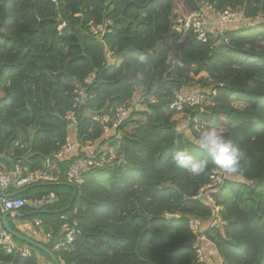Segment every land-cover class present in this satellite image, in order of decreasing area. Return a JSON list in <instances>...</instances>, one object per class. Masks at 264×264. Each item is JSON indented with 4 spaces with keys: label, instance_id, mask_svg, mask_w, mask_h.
<instances>
[{
    "label": "trees",
    "instance_id": "16d2710c",
    "mask_svg": "<svg viewBox=\"0 0 264 264\" xmlns=\"http://www.w3.org/2000/svg\"><path fill=\"white\" fill-rule=\"evenodd\" d=\"M206 4L238 11L248 23L226 24L229 28L210 34L206 43L191 33L181 38L170 32L178 19ZM261 17L264 0H0V156L14 165L21 161L30 172L55 166L61 180L20 189L13 181L8 195L28 199L54 193L52 204L23 209L38 215L44 233L54 238L61 216L77 221L81 235L66 248L54 251L50 243L41 244L60 264H208L194 248L201 236L221 264H264ZM104 20L111 25L99 42L88 30ZM107 51L121 59L119 65L107 60ZM141 55L151 69L138 79L134 61ZM90 76L91 84L84 85ZM194 84L211 89L204 104L185 106L181 113L170 110L174 93ZM82 89L84 98L74 110L75 92ZM127 102L132 105L120 127L102 137L92 115ZM73 111L77 127L71 134L66 116ZM178 114L186 116L193 141L177 130ZM210 122L245 151L242 173L226 176L209 162L206 172L193 178L172 163L177 144L208 159L195 142L198 129ZM68 139L96 142L95 149L107 146L115 158L87 172L83 184L68 185V166L82 157L55 159ZM0 163L10 171L4 160ZM214 170L224 178L211 196L218 220L193 199ZM193 220L203 224L196 233ZM12 239L31 255L0 250V264H52L43 251Z\"/></svg>",
    "mask_w": 264,
    "mask_h": 264
},
{
    "label": "built area",
    "instance_id": "2783aa9c",
    "mask_svg": "<svg viewBox=\"0 0 264 264\" xmlns=\"http://www.w3.org/2000/svg\"><path fill=\"white\" fill-rule=\"evenodd\" d=\"M208 15L213 16L220 27H223L226 24H235L237 21L236 11L231 8L216 11L211 5L206 4L203 10L189 13L184 18L178 19L171 26L170 32L172 34H179L181 38L191 33L196 37L197 41L206 43L208 41V36L212 34L211 20ZM110 25V20H104L99 24L90 25L88 33L97 41L101 42ZM106 58L115 65H119L121 61L120 58L115 57L110 51L106 52ZM92 80L93 77L90 76L84 81V85L89 86ZM83 91L84 89L75 92L77 97L73 106L74 110L84 98ZM211 94H215V91H212ZM205 97L199 93L191 94L190 92H177L174 93L173 101L171 102L169 108L170 110L181 113L185 106L195 107L203 105ZM150 101L153 102L154 100L150 98ZM131 105V102H127L111 113H105L101 116L92 115V120L98 123L102 128V137L108 136L111 132L120 127L124 119L127 117ZM66 121L68 123V129L72 134L77 127L75 111L67 114ZM96 144V142L91 141L78 144L68 139L60 150L56 152L55 159L57 160H63L74 155L77 157L78 154H82V157L76 159V161H73L68 166L66 177L68 185L75 186L83 184L84 177L87 172L102 169L106 166V164L114 160L115 153L111 148L105 146L104 148L101 147L95 149ZM14 166L15 172L12 173L0 163V192H3L6 195V197L0 198V250L5 251L7 254L19 253L23 257H28L31 255L29 248L17 246L14 243L12 237L2 226V216L5 213H9L11 216H14L24 208H30L32 210L41 209L44 206L55 202L57 197L54 193H49L47 195L28 199L13 198L8 195V190L13 184V181H15L13 186L16 189H20L27 185L37 183L61 184V180L57 171L53 173V169L49 165L44 167L42 170H36L33 172L28 171V168L22 166L21 161H17ZM223 180L224 178L221 176V172L218 170L212 171L210 183L203 187L198 192L196 197L193 198L194 200L201 201L203 204L208 206L216 220H218L217 216L219 208L215 205L211 196L216 193L217 188L222 184ZM34 223L35 226L41 228L42 221L40 219H36ZM60 223V230L56 238H54L51 233H43L42 235V238H44L47 243L52 245V249L54 251L66 248L81 235V231L76 220H70L67 216H61ZM190 227L194 233H196L200 228L197 221H191ZM202 240H204L202 236L198 237L194 244L199 261H204V256L198 246Z\"/></svg>",
    "mask_w": 264,
    "mask_h": 264
},
{
    "label": "clouds",
    "instance_id": "9594fccd",
    "mask_svg": "<svg viewBox=\"0 0 264 264\" xmlns=\"http://www.w3.org/2000/svg\"><path fill=\"white\" fill-rule=\"evenodd\" d=\"M134 63L138 68L137 78L143 79L151 69L148 57L141 55ZM196 144L206 154L207 160L197 159L191 151L177 144L170 154L172 163L185 170L193 178L203 175L209 162L226 176L242 173L244 164L247 162L245 151L235 146L230 139L225 138L214 123L210 122L198 129Z\"/></svg>",
    "mask_w": 264,
    "mask_h": 264
},
{
    "label": "crops",
    "instance_id": "0c3cea01",
    "mask_svg": "<svg viewBox=\"0 0 264 264\" xmlns=\"http://www.w3.org/2000/svg\"><path fill=\"white\" fill-rule=\"evenodd\" d=\"M208 16H209L210 20L212 21L211 22V32H213L212 33L213 35H216L214 32L216 30V23L217 22L215 21V19H214L213 16H211V15H208ZM212 25H214L213 27H215V28H213ZM218 27H220V26L218 25ZM220 28H222V27H220ZM219 33H221V32H218V34ZM172 53L173 54L175 53V48H173ZM49 166H51V165H49ZM51 168L53 169V171L56 170V167L55 166H51ZM28 213H30V212H27V210L25 211V215L22 214V213H19V216H20L19 218H16L15 215L14 216H11V218H13L15 221H13V225H12V223H10V224L18 232L20 231V227L24 226L26 228V230H24L25 233L23 232V234H20V235H22V236H24L26 238H29V239H31V240L39 243V244L48 245L49 243H47L45 241V239L42 238V235L44 233V231L42 230V228H38L37 226H35L34 221L36 219H34V221H32L30 223L29 222L28 223L26 222V219L25 218L27 216L26 214H28ZM16 219H19V220H16ZM37 219H39V218H37ZM204 226H205V224H204ZM21 247H23V246H21ZM200 247L203 250H205V252H206V254L204 255L205 262H207L208 264H221V259L218 257V255H217V253H216V251H215V249H214V247L212 245H210V244L206 243L204 240H202L200 242ZM42 262L44 263V261H42ZM44 264H47V263H44Z\"/></svg>",
    "mask_w": 264,
    "mask_h": 264
},
{
    "label": "rangeland",
    "instance_id": "374dc122",
    "mask_svg": "<svg viewBox=\"0 0 264 264\" xmlns=\"http://www.w3.org/2000/svg\"><path fill=\"white\" fill-rule=\"evenodd\" d=\"M236 16H237V21H236V23L234 24L235 26H237V27H241L242 25H245V24H247L248 23V21L245 19V18H243L242 17V15L240 14V12H238V11H236ZM245 19V20H244ZM260 20L262 21V22H264V17H261L260 18ZM212 22V21H211ZM214 25H212V27H213ZM213 28H215V27H213ZM226 28H229V26L228 27H222V28H220V27H218L217 25H216V30H215V34H218V32H223ZM232 28V27H231ZM213 33V32H212ZM211 36H213L212 34H211ZM212 38H214V37H212ZM210 91H211V89H209V88H204V87H201V86H199V85H197V84H194L192 87H190V88H188V89H185V90H183V93H187V92H190L191 94H194V93H199L200 95L202 94L204 97L206 96V95H208L209 93H210ZM176 120H177V130L179 131V132H181V133H183L184 135H185V137H187L188 139H190V140H192L193 141V139H192V136H191V133H190V131L188 130V123H187V119H186V116H184V115H182V114H178L177 116H176ZM196 143V142H195ZM22 213H24V215H25V212H24V210L22 211ZM27 216H26V222L28 223H30V222H32V221H34V219H37L39 216L38 215H35V213L34 212H31V213H28V214H26ZM218 217V216H217ZM16 220H19V219H16ZM13 221H15L13 218H11V217H9L8 218V222L9 223H12V225H13ZM193 221H195V220H193ZM197 223L199 224V226L200 227H203V224L200 222V221H197ZM28 228V227H27ZM24 230H26V228L24 227V226H22V227H20V234H23V232H24ZM29 230V229H28ZM30 231V230H29ZM25 233V232H24ZM199 248H200V250L202 251V254L204 253L203 252V250H202V248L200 247V243H199ZM203 256H204V254H203ZM204 262H205V258H204ZM207 263V262H206Z\"/></svg>",
    "mask_w": 264,
    "mask_h": 264
},
{
    "label": "water",
    "instance_id": "95a60500",
    "mask_svg": "<svg viewBox=\"0 0 264 264\" xmlns=\"http://www.w3.org/2000/svg\"><path fill=\"white\" fill-rule=\"evenodd\" d=\"M0 159L1 160H4L9 166H10V171L12 173L15 172V166H14V161L12 159H8L6 158L5 156H0ZM73 189V197H72V201L74 200V197L76 195V189L74 187H72ZM6 197V195L3 193V192H0V198H4ZM11 217V215L9 213H5L3 216H2V226L3 228L5 229V231L13 238H16L20 241H22L23 243H25L26 245L28 246H31V247H34V248H37L41 251H43L51 260L52 264H60L58 259L54 256V254L47 250L44 246H42L41 244L29 239V238H26L22 235H20L19 233L15 232L9 222H8V218ZM15 217L16 218H19V213H16L15 214Z\"/></svg>",
    "mask_w": 264,
    "mask_h": 264
}]
</instances>
